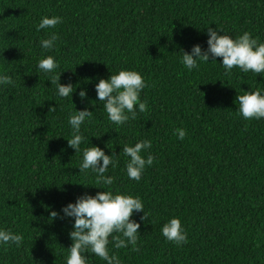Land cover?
<instances>
[{"label":"trees","instance_id":"1","mask_svg":"<svg viewBox=\"0 0 264 264\" xmlns=\"http://www.w3.org/2000/svg\"><path fill=\"white\" fill-rule=\"evenodd\" d=\"M52 16L62 22L38 31ZM209 27L264 43V0H0V72L14 81L0 86V229L23 236L19 246L0 245V264H66L73 221L61 209L103 190L138 196L147 216L132 217L141 224L136 246L109 243L121 264H264V119L242 118L235 102L264 89V77L225 74L219 57L188 71L181 50L206 49ZM53 33L56 46L42 49ZM46 56L59 65L54 73L37 72ZM120 70L146 83L147 110L123 126L108 120L95 92ZM59 73L71 97L56 95L50 81ZM84 109L93 118L82 125V151L116 155L105 174L114 183L103 189L91 170L79 172L82 151L66 140L69 116ZM141 140L151 141L141 155L154 161L137 182L126 174L123 147ZM172 218L187 235L181 246L161 234ZM86 255L88 264H105Z\"/></svg>","mask_w":264,"mask_h":264},{"label":"clouds","instance_id":"2","mask_svg":"<svg viewBox=\"0 0 264 264\" xmlns=\"http://www.w3.org/2000/svg\"><path fill=\"white\" fill-rule=\"evenodd\" d=\"M62 22L61 17H42L37 30L55 28ZM59 37L52 34L50 38L42 39L40 47L44 50H51L56 46ZM207 48L202 50L199 44L193 45L190 52H184L181 57L182 65L188 70H198V61L209 62L215 58H222L220 65L225 74L231 73L234 68H239L242 73L252 72L264 77V43L252 38L248 32L233 39L229 35L222 34V30L207 29ZM54 57L46 56L41 58L36 66L37 72L49 74L54 73L58 68ZM59 75H56L51 84L56 86V95L61 98L72 96L74 87L71 83H59ZM12 85L14 81L6 72H0V86ZM146 87L143 76L136 71L120 70L111 74L107 79H99L95 85L96 102L102 103L108 120L117 125H126L129 120L137 118V112L143 113L147 110V104L140 99L142 90ZM81 99L86 96L84 91L79 93ZM239 115L246 119H264V89L255 91H244L243 95H237ZM55 111V108H49ZM93 118L92 111L87 109L75 111L68 118L71 128V138L66 139L68 146L76 153L82 151L81 145L86 142V137L81 133L82 125ZM177 138L183 140L186 135L183 129L176 131ZM89 143V140H87ZM152 147L150 140H141L134 146L127 144L123 147V154L128 159L125 164V171L130 180L139 182L146 166H151L154 161L152 155L145 159L141 153ZM115 154L106 155L105 151L97 146L85 148L82 151V161L79 165V172L87 173L91 170L96 175V185L99 189L110 186L114 178L105 175L109 166L115 168L117 160ZM86 186V185H83ZM97 188V187H95ZM63 218H70L72 230L69 238L72 241L68 248L69 253L66 264H88V255L105 261V264H121L119 258L113 253L110 255L108 245L113 243L114 248L123 249L129 246H136L139 240V229L141 224L132 217L135 213H143L140 220L147 218L144 213L143 202L138 196L114 194L112 191H98L95 195L87 193L76 198L75 202L68 203L61 209ZM58 213L52 212L51 216L56 217ZM162 236L169 242L181 246L187 242V235L184 232L181 221L172 218L161 228ZM111 237V241L110 238ZM23 242V236L15 234L10 230L0 229V245L11 244L19 246ZM133 251H139L133 247Z\"/></svg>","mask_w":264,"mask_h":264}]
</instances>
